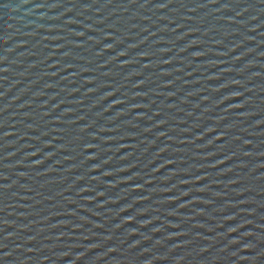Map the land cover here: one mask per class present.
Instances as JSON below:
<instances>
[{
  "label": "water",
  "instance_id": "water-1",
  "mask_svg": "<svg viewBox=\"0 0 264 264\" xmlns=\"http://www.w3.org/2000/svg\"><path fill=\"white\" fill-rule=\"evenodd\" d=\"M0 264H264V0H0Z\"/></svg>",
  "mask_w": 264,
  "mask_h": 264
}]
</instances>
